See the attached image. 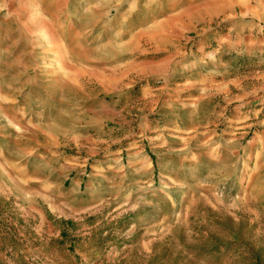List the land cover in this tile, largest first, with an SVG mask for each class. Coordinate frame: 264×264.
Listing matches in <instances>:
<instances>
[{
  "label": "rangeland",
  "instance_id": "obj_1",
  "mask_svg": "<svg viewBox=\"0 0 264 264\" xmlns=\"http://www.w3.org/2000/svg\"><path fill=\"white\" fill-rule=\"evenodd\" d=\"M0 264H264V0H0Z\"/></svg>",
  "mask_w": 264,
  "mask_h": 264
},
{
  "label": "bare ground",
  "instance_id": "obj_2",
  "mask_svg": "<svg viewBox=\"0 0 264 264\" xmlns=\"http://www.w3.org/2000/svg\"><path fill=\"white\" fill-rule=\"evenodd\" d=\"M43 26V25H42ZM49 29V28H48ZM51 34V33H50Z\"/></svg>",
  "mask_w": 264,
  "mask_h": 264
}]
</instances>
